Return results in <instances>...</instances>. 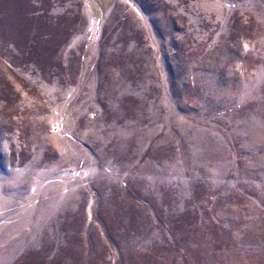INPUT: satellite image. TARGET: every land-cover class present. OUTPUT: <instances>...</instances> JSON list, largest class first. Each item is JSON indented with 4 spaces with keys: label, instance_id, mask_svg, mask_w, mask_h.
Segmentation results:
<instances>
[{
    "label": "rangeland",
    "instance_id": "obj_1",
    "mask_svg": "<svg viewBox=\"0 0 264 264\" xmlns=\"http://www.w3.org/2000/svg\"><path fill=\"white\" fill-rule=\"evenodd\" d=\"M0 264H264V0H0Z\"/></svg>",
    "mask_w": 264,
    "mask_h": 264
}]
</instances>
